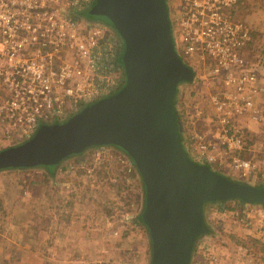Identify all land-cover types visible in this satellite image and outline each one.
<instances>
[{"label": "built area", "instance_id": "1", "mask_svg": "<svg viewBox=\"0 0 264 264\" xmlns=\"http://www.w3.org/2000/svg\"><path fill=\"white\" fill-rule=\"evenodd\" d=\"M91 1L72 2L66 13L45 9L38 19L27 15L24 21L0 11V91L10 94L0 105L5 125L0 150L28 141L40 126L68 119L124 85L121 38L108 25L78 14ZM251 1L258 0H184L180 27L173 29L176 52L198 71L194 94L211 109L215 125L214 133L197 131L192 138L196 154L214 164L224 148L220 166L228 161L241 178L257 177L259 165L240 153L246 150L248 123L264 119L258 105L264 53L241 16ZM206 114L194 106L188 118L204 116L206 122Z\"/></svg>", "mask_w": 264, "mask_h": 264}, {"label": "rangeland", "instance_id": "2", "mask_svg": "<svg viewBox=\"0 0 264 264\" xmlns=\"http://www.w3.org/2000/svg\"><path fill=\"white\" fill-rule=\"evenodd\" d=\"M75 1L80 2L0 0V11L15 12L24 21L27 15L38 19L45 9L66 13ZM179 2L167 0L170 20L175 19ZM31 6L35 8L30 10ZM241 16L256 33V48L264 53V2L251 1ZM178 90L186 98L179 114L183 145L190 157L232 180L264 187V125L258 132L251 129L245 137L251 152L247 148L240 153L259 165L257 177L241 178L228 161L220 166L224 148L216 152L220 160L214 164L198 158L194 152L197 141L189 138L194 130L211 131L203 129L205 120L189 119L188 111L194 106L204 112L207 108L194 94L192 82L181 83ZM9 97L8 92L0 91V105ZM4 128L0 116V137ZM144 203L137 167L114 146L91 147L69 157L55 174L44 167L1 170L0 264H151V238L140 222ZM244 204L249 203L232 199L224 205H205L209 232L197 240L191 264H264L258 248H250L252 237L264 240V205Z\"/></svg>", "mask_w": 264, "mask_h": 264}, {"label": "water", "instance_id": "3", "mask_svg": "<svg viewBox=\"0 0 264 264\" xmlns=\"http://www.w3.org/2000/svg\"><path fill=\"white\" fill-rule=\"evenodd\" d=\"M85 17L111 27L123 42L124 85L28 141L0 151V171L44 167L55 174L66 158L114 146L135 163L145 203L151 264H191L209 232L208 203L264 202V187L242 183L194 161L183 145L175 97L194 72L178 55L167 0H95Z\"/></svg>", "mask_w": 264, "mask_h": 264}, {"label": "crops", "instance_id": "4", "mask_svg": "<svg viewBox=\"0 0 264 264\" xmlns=\"http://www.w3.org/2000/svg\"><path fill=\"white\" fill-rule=\"evenodd\" d=\"M177 99H178V108H179V106H182L181 104L182 103H186V98H185V94L183 93V92H180L179 90H178V92H177ZM205 105V104H204ZM258 105L260 106V108L261 109H264V96L262 97V98H260L259 99V102H258ZM205 107L207 108V114H206V117H207V120L208 121H206V125H205V127H203V129L205 128V130H209L210 129V131L212 132V133H214L213 131L215 130V125L214 124H212V122L210 121V118H211V116H212V111H211V109L210 108H208V106H206L205 105ZM264 111V110H263ZM202 120H204V116H202V118H201ZM192 125H194V124H190L189 126H192ZM262 125H264V119H263V121H260V122H255V121H250L249 123H248V132L249 131H251V129L253 130V131H255V132H258V130L259 129H261V126ZM201 131V130H200ZM196 132H197V130H194L193 131V133H192V135L190 136V138H189V140H191L192 138H194V135L196 134ZM248 134V133H247ZM246 134V135H247ZM249 137V136H248ZM247 137V138H248ZM247 141V140H246ZM245 146H246V149L248 148V152H251L250 151V146H249V144H247V142H245ZM264 148V147H263ZM190 149V148H189ZM194 152H196V148H194ZM188 152H189V150H188ZM261 153H264V149L262 150V152ZM57 171V170H56ZM51 174V173H50ZM245 205V207H249V205L250 204H244Z\"/></svg>", "mask_w": 264, "mask_h": 264}, {"label": "trees", "instance_id": "5", "mask_svg": "<svg viewBox=\"0 0 264 264\" xmlns=\"http://www.w3.org/2000/svg\"><path fill=\"white\" fill-rule=\"evenodd\" d=\"M95 0H92L89 4H88V7H86L83 11H80V12H78V14L79 15H83V16H85L86 15V12L91 8V6H92V4H93V2H94ZM178 99H177V96L175 97V110H176V113H177V115H178V118H179V125H180V130H181V133L183 134V132H182V124H181V120H180V114H179V108H178ZM184 135V134H183ZM81 155V154H80ZM75 156H78V155H75ZM129 157V156H128ZM67 159V158H66ZM129 159H130V162L132 163V165H134L135 167H136V165H135V163L133 162V160L129 157ZM238 200H240V199H238ZM240 201H242V200H240ZM243 203H245L244 201H242ZM218 203H220V204H223L224 205V203L225 202H218ZM261 205H264V202L263 203H260ZM140 222L142 223V224H144L143 223V221H142V219H141V215H140ZM144 226H145V224H144ZM146 227V226H145ZM146 230H147V232L149 233V230H148V228L146 227ZM150 235V234H149ZM254 247H257L258 248V250H259V252L262 254L261 255V257L264 259V240L263 239H261V237H252L251 238V246H250V248H254Z\"/></svg>", "mask_w": 264, "mask_h": 264}, {"label": "flooded vegetation", "instance_id": "6", "mask_svg": "<svg viewBox=\"0 0 264 264\" xmlns=\"http://www.w3.org/2000/svg\"><path fill=\"white\" fill-rule=\"evenodd\" d=\"M183 13H184V0H180L178 6L176 8V15H175L176 17L174 20H173V18L171 20L172 29H174V28H177V30L179 29L180 20L182 18Z\"/></svg>", "mask_w": 264, "mask_h": 264}]
</instances>
